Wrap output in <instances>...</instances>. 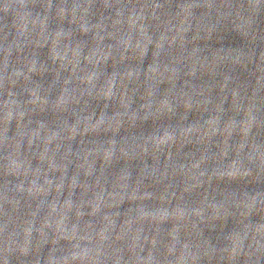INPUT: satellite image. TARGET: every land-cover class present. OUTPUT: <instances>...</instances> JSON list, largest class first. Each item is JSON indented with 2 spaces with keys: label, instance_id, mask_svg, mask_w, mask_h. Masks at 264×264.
I'll list each match as a JSON object with an SVG mask.
<instances>
[{
  "label": "water",
  "instance_id": "obj_1",
  "mask_svg": "<svg viewBox=\"0 0 264 264\" xmlns=\"http://www.w3.org/2000/svg\"><path fill=\"white\" fill-rule=\"evenodd\" d=\"M0 264H264V0H0Z\"/></svg>",
  "mask_w": 264,
  "mask_h": 264
}]
</instances>
